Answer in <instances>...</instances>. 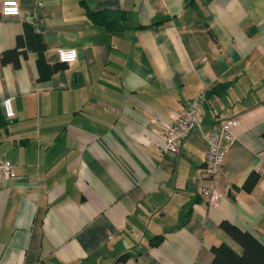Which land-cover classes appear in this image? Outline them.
Returning a JSON list of instances; mask_svg holds the SVG:
<instances>
[{
  "label": "crops",
  "instance_id": "crops-1",
  "mask_svg": "<svg viewBox=\"0 0 264 264\" xmlns=\"http://www.w3.org/2000/svg\"><path fill=\"white\" fill-rule=\"evenodd\" d=\"M17 3L0 13V53L25 47V21L44 46L16 67L0 61V101L13 108L0 138L13 165L0 173V264H108L122 251L116 264H210L212 245L241 252L222 220L264 246V0ZM60 46L75 60L59 61ZM201 88L199 128L177 155L161 153L168 112ZM227 116L238 123L208 179L202 132ZM210 184L214 202L200 194Z\"/></svg>",
  "mask_w": 264,
  "mask_h": 264
},
{
  "label": "built area",
  "instance_id": "built-area-1",
  "mask_svg": "<svg viewBox=\"0 0 264 264\" xmlns=\"http://www.w3.org/2000/svg\"><path fill=\"white\" fill-rule=\"evenodd\" d=\"M39 3V2H38ZM19 12L17 0H0V13L3 15H16ZM57 58L61 62H71L76 58V50L73 46H60L56 48ZM205 99L204 89H199L195 95L186 99L177 110L168 112V122L162 125L160 134L162 143L160 151L163 154L177 155L181 141L186 137L192 127L199 128V121L196 111L202 106ZM1 105L5 116L13 115L11 97L5 96L1 99ZM238 119L234 116H227L218 120L209 131L202 132L205 142V160L203 173L208 179H212L219 171L225 153V146L233 138V128L237 125ZM12 163L8 159L0 160V173L3 175L12 174ZM200 194L208 202L218 200L220 194L213 185L200 188ZM110 233L107 237H110Z\"/></svg>",
  "mask_w": 264,
  "mask_h": 264
},
{
  "label": "trees",
  "instance_id": "trees-1",
  "mask_svg": "<svg viewBox=\"0 0 264 264\" xmlns=\"http://www.w3.org/2000/svg\"><path fill=\"white\" fill-rule=\"evenodd\" d=\"M25 45L23 48H17L15 46L7 48L1 51L0 61L9 62L13 67L18 66L19 59L18 54H25L26 49H33L39 52L43 49V43L38 35L32 28V26L26 21L23 22V30L16 36V46ZM52 68L47 67L45 71L40 75L42 78H46ZM9 121V117L5 116L0 101V138L2 131H5L6 125ZM24 141L20 139V142ZM258 178V172L250 170L245 176L241 188L250 190ZM219 226L223 228L239 245L241 252L236 253L230 246L225 243L211 246L212 258L210 264H264V246L258 242L251 234L240 230L235 225L228 221L222 220L219 222ZM161 239L160 234H154L148 240L149 244H156ZM130 254L128 251H122L114 256V258L108 264H116L120 260H124Z\"/></svg>",
  "mask_w": 264,
  "mask_h": 264
}]
</instances>
